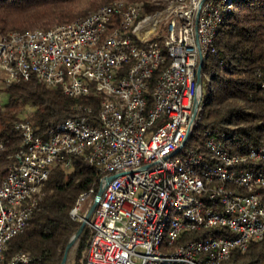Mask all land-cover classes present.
<instances>
[{
  "label": "built area",
  "instance_id": "2783aa9c",
  "mask_svg": "<svg viewBox=\"0 0 264 264\" xmlns=\"http://www.w3.org/2000/svg\"><path fill=\"white\" fill-rule=\"evenodd\" d=\"M224 2L151 0L147 12L114 0L70 23L0 37L1 89L34 77L68 97H102L95 126L67 119L37 136L25 121L13 125L22 150L0 177V264H31L21 252L4 263L6 246L27 227L50 171H67L75 156L96 167L102 187L84 264H223L264 240V168H241L264 162V143L232 155L207 131L209 160L187 146L201 105L196 69L215 53ZM258 74L264 89V68ZM91 193L71 220L82 222ZM204 230L218 234L187 236Z\"/></svg>",
  "mask_w": 264,
  "mask_h": 264
},
{
  "label": "trees",
  "instance_id": "16d2710c",
  "mask_svg": "<svg viewBox=\"0 0 264 264\" xmlns=\"http://www.w3.org/2000/svg\"><path fill=\"white\" fill-rule=\"evenodd\" d=\"M112 1L0 0V37L70 23ZM123 1L141 3L147 12L156 8L151 0ZM213 46L214 55H208L201 68V105L187 143L198 147L207 160L210 157L202 147L207 131L221 134V141L232 155L244 154L264 143V89L258 74L264 68V0L224 2ZM157 74L148 81V103ZM2 91L6 100L0 106V177L17 163L14 156L22 150V138L13 130L16 122L29 123L37 136L67 119H84L95 126L102 102V97L93 93L68 97L34 77ZM241 168L262 169L264 162ZM99 179L96 167L80 156L72 158L67 171L52 169L27 227L8 242L4 263L21 252L30 254L31 264H61L65 247L81 224L71 220L69 212L78 197L89 190L93 200ZM217 234L215 230H204L187 236L200 239ZM90 238L91 229L86 226L66 264H84ZM223 264H264V240L249 244L243 252H232Z\"/></svg>",
  "mask_w": 264,
  "mask_h": 264
},
{
  "label": "water",
  "instance_id": "95a60500",
  "mask_svg": "<svg viewBox=\"0 0 264 264\" xmlns=\"http://www.w3.org/2000/svg\"><path fill=\"white\" fill-rule=\"evenodd\" d=\"M203 59L202 57L200 56L199 58V63H198V66H197V69H196V81H197V84H201V68H202V65H203ZM200 104V101H196L194 103V106H195V111L193 113V116H192V120H194L195 118V115H196V110H197V107L198 105ZM187 140H185L183 143H182V146L185 145ZM115 176H111V177H107L105 178V183L108 184L112 179H114ZM101 193H102V187H99L93 200H92V203L91 205L89 206L86 214L83 216V220L78 228V230L76 231V233L72 236V238L70 239V241L68 242V244L66 245L65 247V250H64V255H63V258H62V261H61V264H66L67 263V259H68V256L71 252V250L73 249V247L75 246L79 236L81 235L82 231L84 230V228L86 226H88L89 224V220L91 218V215L101 197Z\"/></svg>",
  "mask_w": 264,
  "mask_h": 264
},
{
  "label": "rangeland",
  "instance_id": "374dc122",
  "mask_svg": "<svg viewBox=\"0 0 264 264\" xmlns=\"http://www.w3.org/2000/svg\"><path fill=\"white\" fill-rule=\"evenodd\" d=\"M154 40V36L153 35H149L147 38H146V41H152ZM6 100V97H5V94L4 92L2 91V89L0 88V106L4 104ZM154 128H152L151 132L153 131ZM91 198H88V199H85L83 202H82V208H81V215L84 216L89 208V206L91 205ZM76 246V244H75ZM75 246L73 247V249L71 250L70 254H69V258L71 259L73 254H74V251H75Z\"/></svg>",
  "mask_w": 264,
  "mask_h": 264
}]
</instances>
